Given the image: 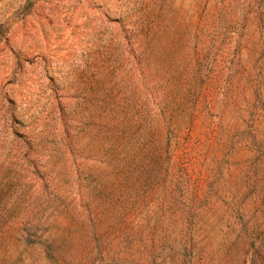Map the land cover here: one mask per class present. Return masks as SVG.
<instances>
[{
	"label": "rangeland",
	"instance_id": "374dc122",
	"mask_svg": "<svg viewBox=\"0 0 264 264\" xmlns=\"http://www.w3.org/2000/svg\"><path fill=\"white\" fill-rule=\"evenodd\" d=\"M0 264H264V0H0Z\"/></svg>",
	"mask_w": 264,
	"mask_h": 264
}]
</instances>
